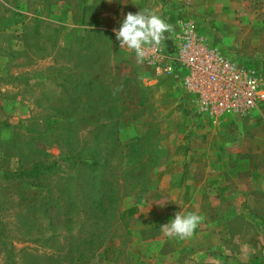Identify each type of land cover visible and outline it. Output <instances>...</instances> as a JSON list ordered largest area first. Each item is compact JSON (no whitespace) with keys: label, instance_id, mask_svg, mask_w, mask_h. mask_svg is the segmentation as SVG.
Masks as SVG:
<instances>
[{"label":"rangeland","instance_id":"obj_1","mask_svg":"<svg viewBox=\"0 0 264 264\" xmlns=\"http://www.w3.org/2000/svg\"><path fill=\"white\" fill-rule=\"evenodd\" d=\"M161 2L0 0V264H264V215L261 226L249 220L262 197L214 184L184 192L195 137L218 154L222 176L251 182L252 146L240 140L253 135L237 128L251 114L210 124L176 82L151 83L155 66L115 40L125 14ZM178 3L198 35L238 56L224 0ZM177 212L202 217L189 239L160 228Z\"/></svg>","mask_w":264,"mask_h":264},{"label":"crops","instance_id":"obj_2","mask_svg":"<svg viewBox=\"0 0 264 264\" xmlns=\"http://www.w3.org/2000/svg\"><path fill=\"white\" fill-rule=\"evenodd\" d=\"M180 1L182 0H162L159 6L154 5L156 12L152 11V13L160 15L166 20L167 23L173 26V30L170 33H165V39L161 42H166V47L173 45V43H176L178 37L182 32L184 23L189 22L187 21L189 19H184V17H182L184 13L181 14V8L178 6V2ZM189 1L196 3L197 0ZM224 1L227 7L224 5L225 9L223 10V15L225 17H228L229 19H231L230 21H232L231 23H229L230 33L227 36L228 48L238 51L239 54L246 55V57L249 58L253 65L259 63V60H254L264 58V0ZM150 10H153V6L150 8ZM141 12L144 11L141 9ZM150 46L156 45H149L146 47ZM160 46L163 47L162 45ZM144 57H147V55L145 54ZM162 77L164 79L169 78L172 85H174L172 87L175 88L176 81L174 80V78L170 76L167 77L163 73H155V76L152 77L150 82L158 85L162 82ZM175 89L176 91H182L177 85ZM186 97L190 102L189 97L187 95ZM250 114L251 116L247 120L243 118L240 119V125L237 126V128L238 131L248 130L253 135L251 144L248 141V137L246 136L247 134L245 133L240 140L242 146H252V150L244 148L243 154L244 158L253 162L252 166H250L253 170L252 177L250 178L251 182L248 185L246 183L242 184L240 182L235 183L231 181L232 177L222 176L219 168L213 167L214 163L217 162L216 160H218L216 157L218 154H215L216 156H214L210 153L209 147L211 145L208 143L207 139H204V141H202V139H197L195 137L194 139L189 138L190 148L188 149V154L183 157V160L187 158L189 163L186 177V187L184 188L185 193L192 195L209 194L208 190L209 188H213L211 186L212 184H214V186H216V190H220V192L222 193H228L230 192V190H232L233 192L237 191V193H246L251 194L252 196L259 195L264 200V105L259 109L253 110ZM203 116L205 117V119L210 121V124L214 125L213 123H211L212 119L210 117H208L207 115ZM232 116L234 117L237 115H231L230 117ZM228 118L229 116L222 121H217V124H222V128L226 129L225 125L222 122H225V120H227ZM191 126L194 127L192 128ZM193 129L194 131H196L199 128H197L196 125H193V123H185L181 127V130ZM248 131L246 132L249 134ZM221 139L223 141L219 142L221 146H219V150L223 159L226 157V151H223V147H227L229 145V142L226 137H222ZM202 142L205 144H203ZM230 187H232L233 189H230ZM259 196L257 197L260 199ZM236 204L238 203L235 202V205H233V207H235ZM251 208L253 216L249 220H251V222L255 226H261V220L263 218L262 216L264 215V208L261 207V202L256 203L255 201H253V205ZM244 209V207L240 209L244 211L242 217L243 219L246 218L248 220L246 214L247 210L245 211ZM228 211L230 210L228 209ZM227 213L228 212H224L223 214L226 215ZM195 249L196 248H194V250Z\"/></svg>","mask_w":264,"mask_h":264},{"label":"built area","instance_id":"obj_3","mask_svg":"<svg viewBox=\"0 0 264 264\" xmlns=\"http://www.w3.org/2000/svg\"><path fill=\"white\" fill-rule=\"evenodd\" d=\"M159 73L173 77L199 114L215 121L230 115H249L264 104V77L239 53L225 55L218 47L184 23L176 43L145 48Z\"/></svg>","mask_w":264,"mask_h":264},{"label":"clouds","instance_id":"obj_4","mask_svg":"<svg viewBox=\"0 0 264 264\" xmlns=\"http://www.w3.org/2000/svg\"><path fill=\"white\" fill-rule=\"evenodd\" d=\"M173 26L160 15L149 11L127 13L113 29L119 48L134 52L138 61L145 56V48L149 45L160 46L165 33H170ZM202 217L195 212L176 213L173 218L160 228L169 237L189 239L196 232Z\"/></svg>","mask_w":264,"mask_h":264},{"label":"trees","instance_id":"obj_5","mask_svg":"<svg viewBox=\"0 0 264 264\" xmlns=\"http://www.w3.org/2000/svg\"><path fill=\"white\" fill-rule=\"evenodd\" d=\"M94 161H95V158L93 157Z\"/></svg>","mask_w":264,"mask_h":264}]
</instances>
